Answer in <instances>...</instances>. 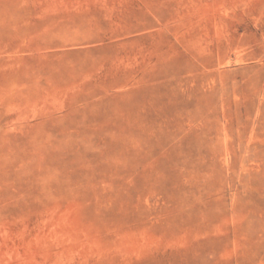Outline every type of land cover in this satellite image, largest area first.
<instances>
[{"label":"rangeland","instance_id":"374dc122","mask_svg":"<svg viewBox=\"0 0 264 264\" xmlns=\"http://www.w3.org/2000/svg\"><path fill=\"white\" fill-rule=\"evenodd\" d=\"M0 264H264V0H0Z\"/></svg>","mask_w":264,"mask_h":264}]
</instances>
